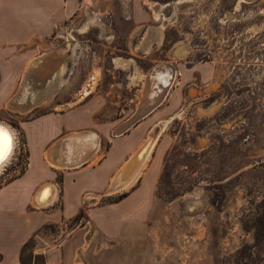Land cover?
I'll return each instance as SVG.
<instances>
[{
  "label": "rangeland",
  "instance_id": "1",
  "mask_svg": "<svg viewBox=\"0 0 264 264\" xmlns=\"http://www.w3.org/2000/svg\"><path fill=\"white\" fill-rule=\"evenodd\" d=\"M151 1L173 3L174 18L155 17ZM177 1L114 0L106 13L87 7L80 17L107 16L113 27L73 25L64 37L40 42L32 57H13L14 99L29 86L23 76L34 57L64 52L46 55L49 83L60 75L43 104H0V119L16 131L0 185L19 161L25 165L21 120L85 103L98 122L130 118L155 92L161 102L145 135L153 122L168 121L151 165L152 154L128 189L83 198L84 208L145 210V222L131 227L128 246L87 250L97 257L91 264H264V0ZM135 17L146 21L145 42L135 41ZM177 45L188 48L184 57ZM174 64L189 72L181 82ZM158 71L167 81L156 86Z\"/></svg>",
  "mask_w": 264,
  "mask_h": 264
},
{
  "label": "crops",
  "instance_id": "2",
  "mask_svg": "<svg viewBox=\"0 0 264 264\" xmlns=\"http://www.w3.org/2000/svg\"><path fill=\"white\" fill-rule=\"evenodd\" d=\"M113 2L0 0V76H3L0 104L6 103L7 98L11 102L10 110L13 106L23 109L27 104H43L54 88L53 83L58 84L60 72L52 79L53 83H49L47 77H38V67L32 66L22 82L23 86L27 83L28 88H23L22 94L13 99V57H32L40 42L64 37L73 25L87 28L101 23L106 29L113 27V19L107 16H99L98 22L79 16L90 6L106 13ZM133 21L134 31L139 33L135 41L145 42L146 21L140 17ZM52 52L43 54L45 58L46 55L64 56L59 50L58 54ZM174 67L182 75L176 77L181 82L189 72L185 70L183 75V70L175 64ZM179 85L177 83L175 88ZM86 105L45 110L21 120L19 131L24 137L25 165L19 161L16 173L0 185V264H91V259L97 257H91L87 250L102 252L106 247L119 244L123 247L124 242L128 246L131 227L145 222V210L113 208L110 204L84 208L83 198L86 191L105 193L115 170L143 139L144 129L153 118L149 116L158 106L115 135L114 128L122 127L129 118L122 116L98 122L99 116L87 113ZM114 122L117 124L113 126ZM89 133L94 135L95 147L93 151L82 153L78 149L81 136ZM81 157L85 159L79 162L77 158ZM154 157L152 154L149 166ZM55 160L59 163L55 164ZM46 183L54 185L57 196L47 206L38 205L39 193Z\"/></svg>",
  "mask_w": 264,
  "mask_h": 264
},
{
  "label": "bare ground",
  "instance_id": "3",
  "mask_svg": "<svg viewBox=\"0 0 264 264\" xmlns=\"http://www.w3.org/2000/svg\"><path fill=\"white\" fill-rule=\"evenodd\" d=\"M181 1H184V0H178L177 2H181ZM240 1L250 2V1H253V0H240ZM150 4H152V7L154 9L155 17L161 18L163 21H167V19L171 20L172 18H174L173 17V13H175V11H174L175 8H174L173 3H170L171 6H172L171 8H169L170 6H167L168 9H170V10L172 9V12L169 13V10H168L166 12L167 14L164 13V10H165V7H166L167 3H160V2H156V1H151ZM97 15L94 16V18L92 19L93 22H94V20H97V18L99 17V16L97 17ZM65 33L67 34V32H65ZM69 35L72 36L71 34H69ZM182 43H183V41H182ZM187 49L185 48V46H178L177 49H176V55L184 57L185 51ZM46 62H47V59L45 58L44 54L36 56L27 65L26 72L29 71V69L32 68V66L38 67L41 64L46 63ZM38 71L40 73V76L42 75L43 77H46V74L44 72L45 70L43 69V67L39 68ZM46 72H48V71H46ZM166 75L167 74H164V73L159 72V71L155 73V75H154V80H155L154 83L156 84V86H159L160 83H163V84L166 83V81H167V76ZM26 77H28V74L24 73L23 80ZM168 84L164 85V88H166L168 86ZM152 89H154V88H152ZM157 89H158V87H157ZM148 91H150V89ZM84 92H85V90H84ZM160 102H161V99H159L156 96L155 92H153L150 96L147 95V96L143 97L142 101L139 103V106H138L135 114L132 117H130L124 123V125L122 127L116 128L115 132L122 131L123 129H126V127H131L135 121H137L138 119H142V118L146 117L149 113H151L152 110ZM167 121H168V119L167 120L155 121L149 126V128H148V130L146 132V135L141 140V142L130 152V154L127 156V158H125V160H123V162L115 170V172H114V174H113V176L111 178V183H110V186H109V189H108V191H110V193L112 191H114V190L121 191V190L128 189L129 187H131V186H133L135 184V182L137 181L138 177L140 176V174L142 173L143 169L145 168L148 160L150 159V155L152 154V152H153V150L155 148V145L157 144L162 132L164 131V128H165V125H166ZM0 126H3V128L7 130V132L11 136V140H12L11 151L7 154V157L3 160V162L0 163V174H1L2 170L12 160L11 158H12V156L15 153L16 131H15V128H13V126L11 124H9L5 120H1L0 119ZM92 134L93 133H89V135H87L86 137H82L81 140H80L82 146H84L86 151L88 150L87 152L93 151V149L95 147V146L91 147L90 146L91 143L89 142V141L94 139L93 138L94 135H92ZM78 149L80 150V148H78ZM82 153H84V152H82ZM84 156L85 155H83V157ZM57 163H59L58 160H55V164H57ZM36 194H38V191H36ZM56 196H57L56 195V188L54 187V185L50 184V183H46V184H44V188L39 193V199L38 200H39L40 204H43L44 206H47V205H49V204H51L53 202V200L55 199ZM86 196H88V197L89 196L90 197H93V196L94 197H98L99 194L92 193V195H91L90 193H88ZM35 198L37 199V197H35ZM36 203H38V202L36 201ZM39 203H38V205H39Z\"/></svg>",
  "mask_w": 264,
  "mask_h": 264
},
{
  "label": "snow or ice",
  "instance_id": "4",
  "mask_svg": "<svg viewBox=\"0 0 264 264\" xmlns=\"http://www.w3.org/2000/svg\"><path fill=\"white\" fill-rule=\"evenodd\" d=\"M11 136L3 126H0V163L7 157V154L11 151Z\"/></svg>",
  "mask_w": 264,
  "mask_h": 264
},
{
  "label": "flooded vegetation",
  "instance_id": "5",
  "mask_svg": "<svg viewBox=\"0 0 264 264\" xmlns=\"http://www.w3.org/2000/svg\"><path fill=\"white\" fill-rule=\"evenodd\" d=\"M170 5H171L170 3H167V4H166L165 10H164V13H165V14H167L166 12H167L168 10H169V13L172 12V9L170 10V9H168V7H167V6H170ZM44 64H45V63H43L42 66H41V65H40V66H41V67H44V66H43ZM40 66H38V69L41 68ZM38 72H39V71H38ZM39 74H40V73H39Z\"/></svg>",
  "mask_w": 264,
  "mask_h": 264
},
{
  "label": "water",
  "instance_id": "6",
  "mask_svg": "<svg viewBox=\"0 0 264 264\" xmlns=\"http://www.w3.org/2000/svg\"><path fill=\"white\" fill-rule=\"evenodd\" d=\"M171 7H172V6L170 5L169 8H171ZM142 106H143V105H142ZM138 120H139V119H138ZM135 122H136V121H135ZM135 122H134V123H135ZM134 123H133V124H134ZM127 128H130V127H126V129H127ZM84 132H85V131H83V132H81V133H84ZM122 132H123V130H122V131H119V132H115V135H118V134H120V133H122ZM39 204H40V203H39Z\"/></svg>",
  "mask_w": 264,
  "mask_h": 264
}]
</instances>
